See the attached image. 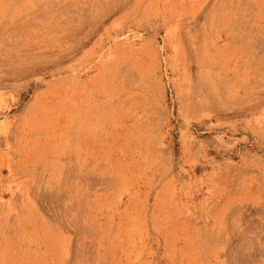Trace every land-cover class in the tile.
Wrapping results in <instances>:
<instances>
[{"label":"rangeland","instance_id":"1","mask_svg":"<svg viewBox=\"0 0 264 264\" xmlns=\"http://www.w3.org/2000/svg\"><path fill=\"white\" fill-rule=\"evenodd\" d=\"M0 264H264V0H0Z\"/></svg>","mask_w":264,"mask_h":264}]
</instances>
